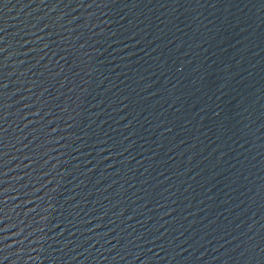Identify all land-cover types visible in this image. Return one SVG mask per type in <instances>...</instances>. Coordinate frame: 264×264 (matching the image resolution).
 <instances>
[{
  "label": "water",
  "instance_id": "95a60500",
  "mask_svg": "<svg viewBox=\"0 0 264 264\" xmlns=\"http://www.w3.org/2000/svg\"><path fill=\"white\" fill-rule=\"evenodd\" d=\"M0 264H264V0H0Z\"/></svg>",
  "mask_w": 264,
  "mask_h": 264
}]
</instances>
